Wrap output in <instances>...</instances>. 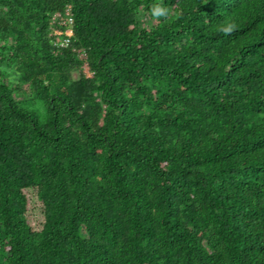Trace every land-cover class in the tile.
<instances>
[{"label": "trees", "instance_id": "16d2710c", "mask_svg": "<svg viewBox=\"0 0 264 264\" xmlns=\"http://www.w3.org/2000/svg\"><path fill=\"white\" fill-rule=\"evenodd\" d=\"M0 264H264V0H0Z\"/></svg>", "mask_w": 264, "mask_h": 264}, {"label": "built area", "instance_id": "2783aa9c", "mask_svg": "<svg viewBox=\"0 0 264 264\" xmlns=\"http://www.w3.org/2000/svg\"><path fill=\"white\" fill-rule=\"evenodd\" d=\"M64 15H68L67 9L64 11ZM56 22L58 26H64V30L62 31L63 37L59 42L54 43L57 47H66L69 43V36L71 35V29L70 27H67L66 25L69 24L70 18L67 16L65 19H63L58 13L51 16V23ZM55 34H60L58 31H54ZM80 58H83V54L79 55Z\"/></svg>", "mask_w": 264, "mask_h": 264}, {"label": "rangeland", "instance_id": "374dc122", "mask_svg": "<svg viewBox=\"0 0 264 264\" xmlns=\"http://www.w3.org/2000/svg\"><path fill=\"white\" fill-rule=\"evenodd\" d=\"M73 77H75V74H73ZM34 107H35V108H38V107H37V103L34 104ZM35 110H38V109H35ZM38 119H39V121L41 120V116H40V115H39Z\"/></svg>", "mask_w": 264, "mask_h": 264}, {"label": "clouds", "instance_id": "9594fccd", "mask_svg": "<svg viewBox=\"0 0 264 264\" xmlns=\"http://www.w3.org/2000/svg\"><path fill=\"white\" fill-rule=\"evenodd\" d=\"M231 30H232L231 28H228V29H227V31H229V32H230Z\"/></svg>", "mask_w": 264, "mask_h": 264}]
</instances>
